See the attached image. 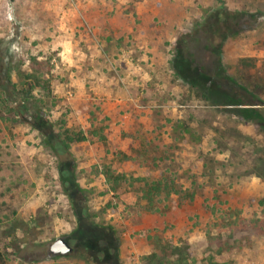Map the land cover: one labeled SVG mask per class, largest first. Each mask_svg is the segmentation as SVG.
<instances>
[{"label":"rangeland","instance_id":"374dc122","mask_svg":"<svg viewBox=\"0 0 264 264\" xmlns=\"http://www.w3.org/2000/svg\"><path fill=\"white\" fill-rule=\"evenodd\" d=\"M218 11L242 14L232 35L216 33L209 18ZM218 47L236 82L228 87L264 104V0H0V56L10 53L20 89L38 78L37 105L56 126L84 135L70 147L78 189L95 223L115 228L122 264H140L153 237L201 255L214 206L262 218L264 134L224 110L232 107L197 99L172 67L187 51L210 64ZM13 106L0 104V247L9 264H98L83 251L50 254L77 219L57 159ZM162 173L181 194L156 198L162 214L145 213L138 180ZM247 235L248 249L222 263L264 264V236Z\"/></svg>","mask_w":264,"mask_h":264},{"label":"trees","instance_id":"16d2710c","mask_svg":"<svg viewBox=\"0 0 264 264\" xmlns=\"http://www.w3.org/2000/svg\"><path fill=\"white\" fill-rule=\"evenodd\" d=\"M240 16L242 14L218 11L209 19H213L215 22L216 33L225 30L228 35H232L234 29L239 25ZM255 17V15H251V18L254 19ZM214 52L217 57L210 64L193 60L191 58L192 53L189 51L178 53L172 61L176 77L193 91L195 97L200 101L210 107H232L224 110H228L227 113L241 121L256 125L264 134V108L251 107L254 105L264 107V104L258 99V104H253V99L255 101L257 97L248 93L249 91L242 85L237 86L239 90L241 88L245 93L247 92L246 95L236 88L228 87L227 81L230 78L225 75L222 59L219 56L221 55V47L214 49ZM8 56H11L9 52L5 56H0V104H14L12 110L15 116L23 124L34 128L39 133L43 145L50 150L58 161L59 181L70 200L77 219L75 234L67 240L73 249L72 253L76 250L83 251L82 254L91 256L98 264H122L118 250L119 239L116 236L115 228L105 222L95 223L94 214L89 211L86 205L85 193L78 189L75 176L76 167L70 147L75 142L84 141V135L56 126L45 113V109L37 105V101H41L34 95V92L37 91L35 88L39 87V80L35 75L27 76L26 84L29 85L27 88H19L15 75H13V68L7 60ZM33 80L35 85H31ZM230 81L236 85L235 81ZM246 97L249 100H245ZM180 130L184 136L181 141H186L190 129L182 125ZM153 168L157 169L158 165L153 166ZM147 177H149L148 174L145 175V179L143 177L138 180V182L143 183L138 196L140 201L138 208L145 213L162 214L163 209L155 201L156 198L165 195L166 199H170L173 195H179L181 192L179 193L175 189L173 181H169L164 173L157 178L150 176V181H147ZM123 178L118 176L117 179ZM190 198L193 202V197ZM259 205L262 208V218L249 221L240 218L239 211L234 210L235 213L230 212L229 214L228 212L227 214L223 209H217L214 206L212 218H210L211 223L208 225L209 230L206 232L209 246L207 251L197 256L174 239L153 237L150 252L140 259V264H230L229 262L222 263L220 258L233 252L242 253L248 249L247 244H252L248 235L243 236L245 231L264 236V197L259 200ZM230 210L228 209V211ZM214 211L221 214L216 217ZM234 215L237 218L234 219ZM0 264H9V257L1 247Z\"/></svg>","mask_w":264,"mask_h":264},{"label":"water","instance_id":"95a60500","mask_svg":"<svg viewBox=\"0 0 264 264\" xmlns=\"http://www.w3.org/2000/svg\"><path fill=\"white\" fill-rule=\"evenodd\" d=\"M73 249L70 244L64 239H57L50 246L49 252L52 256H68Z\"/></svg>","mask_w":264,"mask_h":264}]
</instances>
